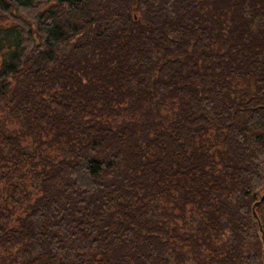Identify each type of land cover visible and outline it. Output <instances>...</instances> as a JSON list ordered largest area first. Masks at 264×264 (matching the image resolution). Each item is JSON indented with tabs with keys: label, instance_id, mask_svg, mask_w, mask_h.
<instances>
[{
	"label": "trees",
	"instance_id": "obj_1",
	"mask_svg": "<svg viewBox=\"0 0 264 264\" xmlns=\"http://www.w3.org/2000/svg\"><path fill=\"white\" fill-rule=\"evenodd\" d=\"M263 194L264 0H0V264H264Z\"/></svg>",
	"mask_w": 264,
	"mask_h": 264
},
{
	"label": "rangeland",
	"instance_id": "obj_2",
	"mask_svg": "<svg viewBox=\"0 0 264 264\" xmlns=\"http://www.w3.org/2000/svg\"><path fill=\"white\" fill-rule=\"evenodd\" d=\"M1 255H2L3 257H6V256H7L6 252H2Z\"/></svg>",
	"mask_w": 264,
	"mask_h": 264
},
{
	"label": "water",
	"instance_id": "obj_3",
	"mask_svg": "<svg viewBox=\"0 0 264 264\" xmlns=\"http://www.w3.org/2000/svg\"><path fill=\"white\" fill-rule=\"evenodd\" d=\"M264 198V194L261 196L260 200ZM260 201H257L256 204H258Z\"/></svg>",
	"mask_w": 264,
	"mask_h": 264
}]
</instances>
